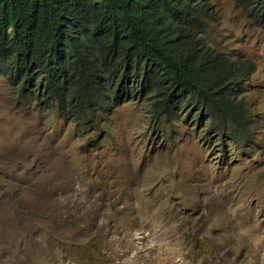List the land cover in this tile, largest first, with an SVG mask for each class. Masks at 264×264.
Segmentation results:
<instances>
[{"label":"rangeland","instance_id":"obj_1","mask_svg":"<svg viewBox=\"0 0 264 264\" xmlns=\"http://www.w3.org/2000/svg\"><path fill=\"white\" fill-rule=\"evenodd\" d=\"M209 7L207 41L256 66L248 142L151 97L80 124L0 75V264H264V22Z\"/></svg>","mask_w":264,"mask_h":264},{"label":"trees","instance_id":"obj_2","mask_svg":"<svg viewBox=\"0 0 264 264\" xmlns=\"http://www.w3.org/2000/svg\"><path fill=\"white\" fill-rule=\"evenodd\" d=\"M214 1L0 0V75L80 124L151 97L176 114L195 107L193 120L225 142H248L256 121L240 93L256 66L207 41ZM239 1L264 21V0Z\"/></svg>","mask_w":264,"mask_h":264},{"label":"bare ground","instance_id":"obj_3","mask_svg":"<svg viewBox=\"0 0 264 264\" xmlns=\"http://www.w3.org/2000/svg\"><path fill=\"white\" fill-rule=\"evenodd\" d=\"M122 173V172H121ZM133 174H134V172H133ZM131 175V174H130ZM132 178V177H131ZM129 185V184H128ZM162 206V205H161ZM249 231H247L248 233V235L249 236H246V237H249V239H253V240H256L255 238H253V236L255 235V230H256V228L255 227H252V228H250V229H248ZM246 233V232H245ZM263 235H262V234ZM260 233V237H259V241L256 243V249L254 248V250L258 253L259 252V250H261V248L264 250V243H263V241H264V231H262ZM248 239V238H247ZM262 250V251H263ZM254 252V251H253ZM255 255V254H254ZM258 254H256V256H257ZM263 261H264V258L262 259Z\"/></svg>","mask_w":264,"mask_h":264},{"label":"clouds","instance_id":"obj_4","mask_svg":"<svg viewBox=\"0 0 264 264\" xmlns=\"http://www.w3.org/2000/svg\"><path fill=\"white\" fill-rule=\"evenodd\" d=\"M251 15H254V18H255V19H258V20H260V21L264 22V21H263V20H261L259 17H257V16L255 15V13H253V14H251Z\"/></svg>","mask_w":264,"mask_h":264}]
</instances>
